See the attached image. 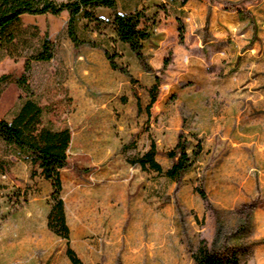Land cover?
Segmentation results:
<instances>
[{"label":"rangeland","instance_id":"374dc122","mask_svg":"<svg viewBox=\"0 0 264 264\" xmlns=\"http://www.w3.org/2000/svg\"><path fill=\"white\" fill-rule=\"evenodd\" d=\"M118 3L121 13L144 11L156 28L144 44L155 72L117 39L105 9L100 23L76 20L79 37L99 47L74 46L67 12L23 17L56 44L54 59L34 62L28 79L32 95L54 106L44 120L64 123L79 111L70 119L71 132L74 149L83 150L70 155L63 171L71 247L85 264H195L194 253L202 244L211 246L219 233L218 246L246 245L244 264H264V0H192L181 9L160 3L151 11L145 0ZM104 49L133 81L114 72ZM24 72L25 59L0 48V76ZM156 76L161 81L152 92ZM78 84L97 86L89 111L83 101L73 107L68 97ZM20 96L26 94L15 82L5 87L0 119L13 118ZM153 96L151 109L137 115L136 101L146 106ZM181 133L190 154L200 151L177 184L165 172L176 161L167 152ZM152 140L160 174L127 159ZM0 156L10 161V171L0 174V264H72L66 240L47 225L50 182L33 177L32 165L11 147L0 143ZM19 192L27 201L14 207L7 195Z\"/></svg>","mask_w":264,"mask_h":264},{"label":"trees","instance_id":"16d2710c","mask_svg":"<svg viewBox=\"0 0 264 264\" xmlns=\"http://www.w3.org/2000/svg\"><path fill=\"white\" fill-rule=\"evenodd\" d=\"M190 0H181L180 6H185ZM118 0H0V48L10 57L25 59V72L22 76L12 78L10 75L0 76V95L5 87L15 82L26 96H20L22 100L20 108L11 120L0 119V143L11 147L20 157H23L32 165V176H40L50 182L52 192L50 195V209L47 216L48 228L67 242V256L72 264H85L70 245V227L67 223L65 200L63 198V179L61 171L69 165L68 149L72 141L70 128H56L51 122H44L45 111L51 112L54 106H44L32 95L28 79L34 62H48L54 59L56 44L49 37L48 32L42 34L36 24L25 25L24 15H59L68 12L67 34L76 48L87 45L99 47L96 42L82 40L76 30V20L82 16L87 21H102L97 10H109L112 16V25L117 39L128 45L139 63L148 72L155 70L148 63L144 54V44L151 37V29L148 25L150 18L142 10L129 12L118 11ZM234 7V6H233ZM225 8L230 9L229 6ZM145 20V22H144ZM208 26L206 25L205 28ZM180 37L184 32L183 24L179 25ZM105 55L114 70L134 80L129 70L115 60V54L104 49ZM170 59L164 61L168 65ZM160 77L156 76L155 84L150 91L156 92L160 85ZM156 96L146 105L150 110L156 102ZM140 101L138 107L140 109ZM188 144L184 134H180L175 147L167 152L168 157L176 158V161L165 172L166 176L181 183L184 175L193 164V157L200 150L193 149L188 152ZM196 147H200L197 144ZM157 144L154 140L147 150L141 154L127 157L131 165H138L142 171L163 172L161 163L157 160ZM10 171V161L0 156V174L6 175ZM204 199L207 195L202 189H198ZM11 205L17 207L21 201H27L25 193L8 194ZM219 233H217L211 246L202 244L194 253L195 264H244L247 261L246 245L240 241L234 245L228 242L218 246Z\"/></svg>","mask_w":264,"mask_h":264},{"label":"crops","instance_id":"0c3cea01","mask_svg":"<svg viewBox=\"0 0 264 264\" xmlns=\"http://www.w3.org/2000/svg\"><path fill=\"white\" fill-rule=\"evenodd\" d=\"M190 1H192V0H190ZM145 3L147 4V7H146L147 8V11H151V10L155 9L156 6H158V4H160V3H169L174 8H178V9H181L182 8L180 5H179V7H176V3L175 2H172L171 3V1H169V0H145ZM102 11L103 10H100V9L97 10V12H98V14L100 16H101ZM64 12H67V11H64ZM104 13H110V12H109V10H104ZM24 16H26V15H24ZM150 29H151V37L150 38H152L153 32H154V30H156V28L153 26V27H150ZM81 58H83L82 55L78 57V60H80ZM115 71L116 70H114V72ZM80 77H82V74L80 75ZM93 94H97V86H94L92 90H89L87 86H82V85H79L78 84V85H75V86L74 85L71 86V88L69 89V92H68V97L72 99L71 100V103H72V106L73 107L77 105L76 102L78 103L79 101H83L84 104H85L84 105L85 106L84 109H87V111H89V110H91V108H88V105L87 104L93 103V98H92ZM63 102H65V100ZM140 104H141V106H140V109H139V107H138V100H137L136 101V107H137L136 108V113H137V115H139V116L141 115L142 116L144 114V109L146 108V106L142 102H140ZM94 105L95 104H93V106ZM97 109L94 110V111H97ZM78 112L79 111H73L72 113H70V115H66L65 117L67 118V121H65L64 123H60L59 121H57L53 117H50L48 122L51 121V123H53V124L54 123H57L58 126L54 125L56 128H65V127H68L72 131V127H71L72 121L70 119L75 120L76 117L78 116ZM44 119H45V117H44V114H43V120ZM44 122H46V121L44 120ZM74 143H75L74 137L72 136V141H71V144H70L69 149H68V159H69L70 155H75V154H78L79 152L81 153L82 150H83L81 148V150L78 149L79 151L77 150L78 151L77 152L74 149V147H76ZM65 169L66 168L62 169V171H61L62 179H63V187H64V174H63V171Z\"/></svg>","mask_w":264,"mask_h":264}]
</instances>
